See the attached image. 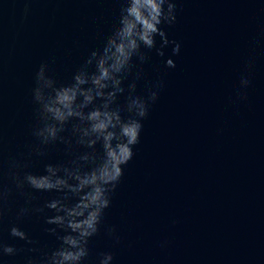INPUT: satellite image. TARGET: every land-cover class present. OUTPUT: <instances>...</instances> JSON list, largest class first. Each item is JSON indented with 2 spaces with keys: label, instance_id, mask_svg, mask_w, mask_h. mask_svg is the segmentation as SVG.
Returning a JSON list of instances; mask_svg holds the SVG:
<instances>
[{
  "label": "water",
  "instance_id": "obj_1",
  "mask_svg": "<svg viewBox=\"0 0 264 264\" xmlns=\"http://www.w3.org/2000/svg\"><path fill=\"white\" fill-rule=\"evenodd\" d=\"M122 3L0 0V242L18 249L0 264H48L65 233L46 223L55 212L45 205L63 193L36 191L24 177L47 175L48 165L70 166L86 151L74 140L69 148L33 135L43 126L33 101L35 74L47 62L58 86L70 84L90 53L102 50ZM176 3L177 23L165 29L181 44L172 57L176 68L144 49L150 59L140 65L134 95L146 96L158 80L164 87L142 121L134 159L89 241L85 264H98L104 252L114 264H264V0ZM242 76L251 81L246 101L236 97ZM134 78L135 72L118 98L125 119ZM72 123L61 133L66 139ZM12 227L32 243L12 237ZM109 227L119 242L107 235ZM52 228L55 234L46 231Z\"/></svg>",
  "mask_w": 264,
  "mask_h": 264
},
{
  "label": "clouds",
  "instance_id": "obj_2",
  "mask_svg": "<svg viewBox=\"0 0 264 264\" xmlns=\"http://www.w3.org/2000/svg\"><path fill=\"white\" fill-rule=\"evenodd\" d=\"M177 7L176 0H123L117 26L102 50L90 53L70 84L58 86L48 74V63L40 64L32 94L34 103L39 106L37 115L43 126L34 129L33 135L43 144L59 141L71 148L74 140L76 146L86 149L75 155L70 166L48 165L47 175L24 177L36 191L63 193L61 199L45 205L55 212L46 218V223L58 226L65 233L58 237L61 245L47 258L48 264H85L88 259L89 241L99 234L124 169L134 159V149L143 131L142 121L148 117L150 105L159 99V89L164 87V81L158 80L148 88L146 96L134 95L136 81L143 72L140 65L150 59L144 49L155 50L166 68H176L172 57L179 56L181 44L170 39L165 29L177 23ZM28 14L26 5L25 18ZM169 48L170 55L166 53ZM134 58L139 60V65L133 63ZM245 67L250 71L251 64ZM90 68L94 70L89 71ZM134 72L135 78L127 89L124 110L128 117L125 119L118 98L125 93L123 85ZM250 83L249 78L241 77L236 93L238 101L247 100L245 90ZM70 123L71 136L66 139L61 133ZM97 145L102 151H97ZM14 179L17 187L23 188L24 181L19 176ZM27 212L28 209H22V214ZM46 231L56 233L55 228ZM10 235L32 243L19 227H12ZM107 235L119 242L114 227L107 228ZM17 255L15 246L0 242V258ZM114 260L111 252H104L100 253L98 264H114Z\"/></svg>",
  "mask_w": 264,
  "mask_h": 264
}]
</instances>
